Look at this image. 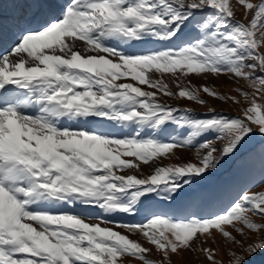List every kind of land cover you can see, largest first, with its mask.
Listing matches in <instances>:
<instances>
[{"label":"snow or ice","instance_id":"snow-or-ice-1","mask_svg":"<svg viewBox=\"0 0 264 264\" xmlns=\"http://www.w3.org/2000/svg\"><path fill=\"white\" fill-rule=\"evenodd\" d=\"M14 6L6 14L0 0V40H8L0 55V264H173L183 251L221 264L203 246L215 242L213 230L240 249L229 250L230 264H264V225L252 219H264V190L205 185L226 159L242 165L254 137L264 140V0ZM190 75L243 81L249 91L228 97L243 104L241 115L209 108L198 116L162 101L203 106L200 91L225 99L185 84ZM177 149L194 151L197 163H155ZM140 164L154 170L144 175ZM158 202L181 214L157 211ZM118 214L144 219H108Z\"/></svg>","mask_w":264,"mask_h":264},{"label":"rangeland","instance_id":"rangeland-1","mask_svg":"<svg viewBox=\"0 0 264 264\" xmlns=\"http://www.w3.org/2000/svg\"><path fill=\"white\" fill-rule=\"evenodd\" d=\"M250 2L257 3L258 0H250ZM236 15L238 19L243 20L242 9L238 8ZM164 79L169 83V87L173 92L178 91V89L173 85L169 75H165ZM188 81H191V85L197 88H200L201 86H208L219 95L224 96L225 99L221 101L213 97H209L203 91H200L199 98L205 101V105L203 106L183 98L161 97L162 101L167 102L173 107L192 110L198 116L209 113V108L213 109L216 113H223L224 115L230 117H237L241 115V107L243 104L241 103L238 105L228 97L240 99L235 91L237 88L249 91L247 85L243 81L239 83L233 82L228 76L224 75L219 77H215L213 75H207L206 77L190 75L185 78L184 83L187 84ZM142 87L146 90H150L147 89L146 86ZM168 130L169 132L175 131L174 127L171 125L168 126ZM206 138L208 137H203L202 139ZM261 145H264V140L260 139L259 136L254 137L247 146V159L242 165L238 164L237 160L226 159L222 163L219 170L205 182V185L211 189H221L227 185H235L240 191L247 190L252 193H258L264 190V186H257L260 182L262 174H264V151H261ZM215 146L219 147V143ZM187 162L197 163L196 153L194 151L177 149L175 150V155L171 159L159 158L158 161H155V163H159L161 166H182ZM140 169L144 175H148L154 170L149 165L144 164H140ZM137 174L139 175V173ZM156 210L175 216H179L181 214L178 209L167 208L163 202L157 203ZM125 217L126 216L115 215L108 217V219L124 223H140L144 219V217L139 220L132 219V216H130V218ZM252 219L255 223L264 225V219L258 217H252ZM115 230L127 234L122 228H117ZM228 230L231 231V228ZM245 231L248 232V236L251 241L257 240L258 237L255 234L251 233L247 229H245ZM213 235L215 242H213L212 239H209L203 246L214 249L217 253L215 259L220 261L221 264H230L229 250L239 253L240 249L233 244L226 243L222 236L219 233H216L215 230H213ZM232 235L236 236L237 240H243V237L238 236L235 232H233ZM130 238L140 242L144 247H151L146 243L145 239L140 234L132 235ZM246 242L247 241H245V243ZM150 258L156 260L160 259L159 255L154 250L151 253ZM171 259L173 264H209L203 255H200L199 258H197L187 251H183L177 256H172ZM126 264H128V262H126ZM131 264H139V262L133 259L131 260Z\"/></svg>","mask_w":264,"mask_h":264},{"label":"bare ground","instance_id":"bare-ground-1","mask_svg":"<svg viewBox=\"0 0 264 264\" xmlns=\"http://www.w3.org/2000/svg\"><path fill=\"white\" fill-rule=\"evenodd\" d=\"M5 3L7 4V7L5 9L6 14H13L14 12L19 11V8L14 6L17 3V0H5ZM7 48H8V40L7 39L0 40V55H2L7 50ZM93 211H96V210H93ZM118 215L126 216L127 218H130V216H127V215H123V214H118ZM142 218H143V216H141V215H137L135 217H132V219H135V220H139Z\"/></svg>","mask_w":264,"mask_h":264}]
</instances>
